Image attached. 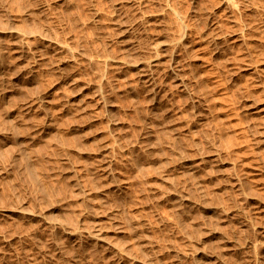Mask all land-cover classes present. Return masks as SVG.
I'll list each match as a JSON object with an SVG mask.
<instances>
[{"label":"rangeland","instance_id":"rangeland-1","mask_svg":"<svg viewBox=\"0 0 264 264\" xmlns=\"http://www.w3.org/2000/svg\"><path fill=\"white\" fill-rule=\"evenodd\" d=\"M0 264H264V0H0Z\"/></svg>","mask_w":264,"mask_h":264},{"label":"bare ground","instance_id":"bare-ground-1","mask_svg":"<svg viewBox=\"0 0 264 264\" xmlns=\"http://www.w3.org/2000/svg\"><path fill=\"white\" fill-rule=\"evenodd\" d=\"M143 69V68H142Z\"/></svg>","mask_w":264,"mask_h":264}]
</instances>
